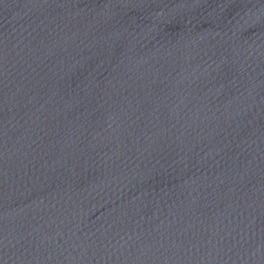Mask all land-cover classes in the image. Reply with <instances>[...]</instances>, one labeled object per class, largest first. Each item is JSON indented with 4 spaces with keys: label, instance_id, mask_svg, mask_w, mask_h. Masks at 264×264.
<instances>
[{
    "label": "water",
    "instance_id": "water-1",
    "mask_svg": "<svg viewBox=\"0 0 264 264\" xmlns=\"http://www.w3.org/2000/svg\"><path fill=\"white\" fill-rule=\"evenodd\" d=\"M0 264H264V0H0Z\"/></svg>",
    "mask_w": 264,
    "mask_h": 264
}]
</instances>
